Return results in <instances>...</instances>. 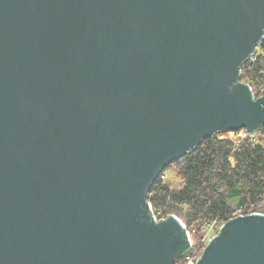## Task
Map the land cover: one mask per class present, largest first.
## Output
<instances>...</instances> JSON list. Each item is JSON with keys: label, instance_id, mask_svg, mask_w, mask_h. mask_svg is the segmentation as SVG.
<instances>
[{"label": "water", "instance_id": "1", "mask_svg": "<svg viewBox=\"0 0 264 264\" xmlns=\"http://www.w3.org/2000/svg\"><path fill=\"white\" fill-rule=\"evenodd\" d=\"M263 37L264 0H0V264L182 258L148 191L204 139L264 126L239 80ZM195 264H264V213Z\"/></svg>", "mask_w": 264, "mask_h": 264}, {"label": "trees", "instance_id": "2", "mask_svg": "<svg viewBox=\"0 0 264 264\" xmlns=\"http://www.w3.org/2000/svg\"><path fill=\"white\" fill-rule=\"evenodd\" d=\"M241 79L256 96L264 86V37L257 46L255 61L242 65ZM261 128L251 135L243 130L244 138L237 141L217 135L204 139L175 163L179 188H171L160 175L153 182L146 198L152 210L164 219L176 215L189 231L188 226L196 225L200 230L210 221H227L234 208L262 202L264 144L253 137Z\"/></svg>", "mask_w": 264, "mask_h": 264}, {"label": "rangeland", "instance_id": "3", "mask_svg": "<svg viewBox=\"0 0 264 264\" xmlns=\"http://www.w3.org/2000/svg\"><path fill=\"white\" fill-rule=\"evenodd\" d=\"M242 82H245V79H241ZM220 138H228L234 141H237L239 139L244 138V131L243 130H236V131H229L226 133H220L217 134ZM254 140L264 144V126L253 136ZM179 161V160H178ZM178 161L171 164L167 169H165L161 174L160 178L168 183L171 188H179L181 185V181L179 177L176 174V164ZM235 210H239V208H234L232 213H234ZM241 211H238L237 213H247L251 210L258 211L261 213H264V200L257 205H250L246 206L244 208L240 209ZM225 222L223 220H217V223ZM205 227V229H204ZM191 234V240H192V247L190 251V257L192 261H195L203 252L204 248L206 247L209 239L211 238V233L207 230L206 225L203 224L202 228L199 230L198 227L195 226H188L187 227ZM177 264H186V262L183 259H179L176 262Z\"/></svg>", "mask_w": 264, "mask_h": 264}, {"label": "built area", "instance_id": "4", "mask_svg": "<svg viewBox=\"0 0 264 264\" xmlns=\"http://www.w3.org/2000/svg\"><path fill=\"white\" fill-rule=\"evenodd\" d=\"M255 56H256V52H255L254 55H252V56L250 57L249 61L251 60V62H254V61H255ZM251 89H252V88H251ZM252 93H253V97H254L255 99H256V98H259V97H261V96H263V95H264V86H263L262 88L259 89V93H258L257 96L255 95V93L253 92V90H252ZM149 204H150V202H149ZM240 209H241V208H239V210H235L234 213L231 214V217H230L229 219H231V218H235V217H237V216H239V215H245V214H250V213L258 212V211L251 210V211H249V212H247V213H237L238 211H241ZM150 211H151V214H152V216H153V219H154V221H155L156 223L165 220L162 216L159 215V212L155 213V212L152 210L151 204H150ZM259 213H261V212H259ZM229 219H228V220H229ZM228 220H227V221H228ZM225 222H226V221H225ZM225 222L217 223V220H214V221H210V222H208V223L206 224V228H207V230H208V231L211 233V235H212L211 238H212L213 236H215V235L218 234V232L220 231L221 227L224 225ZM186 231H187V230H186ZM187 236H188V239L191 241V247H192L191 234H190L189 231H187ZM211 238H210V239H211ZM210 239H209V240H210ZM190 251H191V248H190V250H189L187 253H185V254L182 256V258H180V259H183V260L186 262V264H195V262H196V260H197L198 258H197L195 261H192V259H191V257H190ZM176 262H177V261H176ZM175 264H177V263H175Z\"/></svg>", "mask_w": 264, "mask_h": 264}]
</instances>
